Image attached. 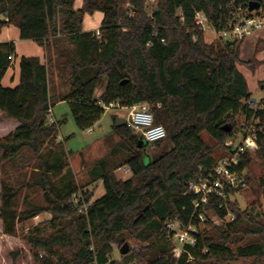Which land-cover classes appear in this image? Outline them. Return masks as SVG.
Segmentation results:
<instances>
[{"label": "trees", "instance_id": "trees-1", "mask_svg": "<svg viewBox=\"0 0 264 264\" xmlns=\"http://www.w3.org/2000/svg\"><path fill=\"white\" fill-rule=\"evenodd\" d=\"M250 1L157 0L149 13L148 0H83L80 8L76 0H0V34L15 25L20 38L34 40L46 56V62L22 56L19 84L5 87L2 79L13 65L16 44L0 41V118L20 123L0 138V217L4 233L18 236V223L51 213L49 221L23 233L33 248L34 264H123L112 253L128 237L138 242L139 251L123 254L125 260L138 255L145 264H228L239 257L264 264V174L258 181L262 203L246 209L229 199L235 188L226 187L225 197L213 195L199 208L195 204L200 195L189 192L190 181L213 172L219 161L215 147L229 148L225 143L239 131V117L245 118L243 135L252 122L264 128V97L258 109L249 104L252 92L239 68H257L241 58V41L209 43L195 18L203 12L219 32ZM257 1L264 8V0ZM96 11L104 14L100 36L84 29L85 16ZM104 80L106 88L98 97ZM116 100L124 105L149 103L155 123L167 132L154 145L172 146L150 156L149 143L140 145L142 136L127 124L116 126L115 115L113 131L126 145L121 165L132 175L121 179L116 167L106 168L107 162L101 161L93 174L94 180L103 181L105 194L92 201L85 192L89 205L82 212L71 202L79 190L73 173H62L68 168L64 152L58 150L64 142H56L65 120L49 123L48 115L55 103L66 101L78 126L90 128L106 112L99 102ZM256 149L264 162L263 132ZM27 150L37 162L35 172L19 183L10 181L4 165ZM252 161L245 152L235 170L243 171ZM33 188L43 191L46 204L32 202L26 193L25 207L19 209L23 189ZM205 210L233 219L202 229L198 214ZM168 220L198 225L196 244L180 255L168 245L173 237ZM42 226L49 230H40ZM244 237L252 239L239 244Z\"/></svg>", "mask_w": 264, "mask_h": 264}, {"label": "rangeland", "instance_id": "rangeland-1", "mask_svg": "<svg viewBox=\"0 0 264 264\" xmlns=\"http://www.w3.org/2000/svg\"><path fill=\"white\" fill-rule=\"evenodd\" d=\"M77 6L81 4V0H76ZM75 3V6H76ZM157 0H148L147 9L151 13L156 8ZM129 7V5L127 4ZM81 7V6H80ZM79 7V8H80ZM101 12V11H100ZM96 13V12H95ZM94 13V14H95ZM98 29H95L97 32ZM206 37L209 41H227L229 39L221 37L216 30L207 23L204 28ZM245 38H243L242 42ZM264 53V40H258L257 48L254 55L250 56L246 54L247 60L252 61L257 67L255 71H252L244 64L239 65L240 70L245 74L249 87L251 89L252 98L261 102L264 97V57L260 54ZM261 56V57H260ZM248 57H250L248 59ZM18 60L21 57L17 58ZM244 60V59H243ZM259 62H261L259 64ZM259 64V65H258ZM255 73V74H254ZM257 79V80H256ZM58 84L61 85L62 89H65L64 84L61 79L56 78ZM106 80L103 84L97 88L96 96L100 97L106 88ZM254 108V107H253ZM256 108H258L256 106ZM52 115L57 121L65 120L59 127V136L56 142H64L63 145L58 149L60 152H64L65 160L68 164V168L62 171L63 174L70 170L73 173L74 182L79 188L78 193H83V200L86 201L85 192L91 194V200H95L100 196L105 194V187L101 179L94 180V170L100 167V162L104 161L106 163V168L114 169L116 175L121 179H128L132 172L131 170H126L127 165H121L126 157V145L121 140V137L113 131V125L115 123L114 116L128 117V112L125 109H107L103 114L102 118L97 121L92 127V131L89 128L81 129L72 113L71 105L66 101H60L53 105ZM239 131L235 132L233 139L235 142H240L243 137V131L240 130L242 124L245 123V118L239 117ZM247 126L246 129L249 128ZM204 139L210 145H214V141L207 134H203ZM232 138V137H231ZM145 144V140H140V145ZM226 145V143H225ZM150 148L147 152L150 156H154L160 153L162 150L169 149L172 145L170 143H164L162 147L155 146L154 143H149ZM227 146V145H226ZM229 148L215 147V154L219 156L220 160L224 156L231 153V150L235 149L236 146H227ZM257 147V146H256ZM49 148H46L48 150ZM48 152V151H45ZM246 152L252 157V162L250 166L243 170L242 176L246 179V184L235 188L234 192L229 195V199L236 201L242 209L250 208L253 204L262 203L261 190L259 188V178L264 174V162L257 155V149H249ZM146 162L149 161V156L145 158ZM36 160L31 153V151H25L19 155L15 161L8 162L4 165V169L8 172L10 181L19 183L20 180L25 177H29L32 172H35ZM0 163V176H1V166ZM118 166V167H117ZM1 191V190H0ZM28 193L30 200L36 204L45 205L46 199L43 191L40 188H33L29 191L23 189L21 196L19 197V209L25 207L23 201V196ZM71 202H73L71 200ZM87 202V201H86ZM208 217L211 222H205L201 225L202 229L210 230L214 224L213 218L215 214L211 210H207ZM1 218V217H0ZM52 218L50 212H43L31 219L24 222L18 223L19 235L5 237L3 231V222L0 221V259L2 264H34L33 258V248L23 237V233H26L29 229H35L42 223L49 221ZM208 218V219H209ZM232 215L229 214L226 220H231ZM2 220V218L0 219ZM2 222V224H1ZM221 224V223H218ZM40 230L44 232L49 230V227L42 226ZM252 239L251 237H244L240 239L239 244L247 242ZM128 243L130 247V252L138 254L139 246L138 242L132 238L128 237L127 240L122 244V246ZM169 247L176 250L180 247L177 239L175 237L171 238V242L168 243ZM118 245L114 246V251L112 257L117 259L123 264H145L138 255L132 260H125L123 254L120 252ZM252 259L236 258L228 264H252Z\"/></svg>", "mask_w": 264, "mask_h": 264}, {"label": "built area", "instance_id": "built-area-1", "mask_svg": "<svg viewBox=\"0 0 264 264\" xmlns=\"http://www.w3.org/2000/svg\"><path fill=\"white\" fill-rule=\"evenodd\" d=\"M196 24L204 29L208 23L206 15L198 11L196 12ZM264 28V8L250 11L249 8L244 9L239 6L235 13V18L225 25L219 32L221 37L229 40H242L247 36L257 32ZM96 34L100 36V31L97 30ZM13 59V56L10 57ZM249 104L258 109L261 107V102L255 98H251ZM105 110L107 109H125L128 112L127 125L132 130L142 136V138L148 143H155L166 137V129L164 125L155 123L154 114L151 111L150 105L147 102H140L133 105H124L121 101H111L109 103L100 101ZM256 106L258 108H256ZM49 123H54L57 120L52 115V110L48 115ZM92 131L91 128H89ZM260 132L264 133V128L257 126L256 123H251L247 129L246 135H243L240 142H235L232 138L226 141L227 146H236L235 149L231 150V153L221 158L217 165L214 167L213 172L209 175H203L198 177L196 181H190L189 192H194L200 195V198L196 201V208H199L202 204H207L211 196L225 197L226 187L238 188L246 184V179L242 176L243 171L238 172L235 170L239 162V157L243 155L249 149H255L258 144V135ZM126 170H130L128 167ZM72 201L78 205L79 211H86L89 203L83 200V193H75L72 196ZM213 212V211H212ZM214 213V212H213ZM215 214V213H214ZM213 221L223 223L226 221L214 215ZM199 226L207 221L208 214L207 210L200 212ZM233 219V217H232ZM168 231L175 237L180 244V247L175 251L176 255H180L187 246H193L197 242V233L199 228L196 222L190 221L185 224L181 220H168L167 221ZM175 264V263H172Z\"/></svg>", "mask_w": 264, "mask_h": 264}, {"label": "crops", "instance_id": "crops-1", "mask_svg": "<svg viewBox=\"0 0 264 264\" xmlns=\"http://www.w3.org/2000/svg\"><path fill=\"white\" fill-rule=\"evenodd\" d=\"M82 3H83V0H81V4H79V6H77V3H76V8H79L80 6H82ZM103 17H104V14L100 11H96V13L93 15L87 14L84 18V29L85 30L98 29L103 20ZM205 39L207 42L211 43V41L207 39L206 34H205ZM260 39L261 41L264 40V28L247 36L243 40L242 45H241V54H240L242 59L247 60L246 54H249L250 56L254 55L256 48H257V42ZM0 41H14L16 44V55L13 59V65H11L8 68L7 72L5 73L2 79V85L5 87H16L20 82V60L17 59L18 57L38 56L42 62H46L44 48L40 46L38 43H36L34 40L21 39L20 30L15 25H8L3 28L0 34ZM260 55L264 57V53H261ZM249 58L250 57H248V59ZM2 115H3V111L0 109V117ZM19 125L20 123L17 120L0 118V138L15 131ZM0 190H1V183H0ZM0 204H1V197H0ZM3 235L5 237H11V235H8L5 233ZM0 264H2L1 259H0Z\"/></svg>", "mask_w": 264, "mask_h": 264}, {"label": "water", "instance_id": "water-1", "mask_svg": "<svg viewBox=\"0 0 264 264\" xmlns=\"http://www.w3.org/2000/svg\"><path fill=\"white\" fill-rule=\"evenodd\" d=\"M249 10L250 11H254V10H258L259 8H261V2L260 1H257V0H251L249 2ZM127 123V120L126 118L124 117H118L117 120H116V126H121V125H125ZM231 126L228 125V129H230ZM147 142L145 141V144ZM130 251V247H129V244L128 243H125L121 248H120V252L122 254H127L128 252Z\"/></svg>", "mask_w": 264, "mask_h": 264}]
</instances>
